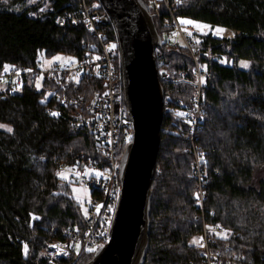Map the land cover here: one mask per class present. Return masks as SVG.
<instances>
[{
    "label": "trees",
    "instance_id": "trees-1",
    "mask_svg": "<svg viewBox=\"0 0 264 264\" xmlns=\"http://www.w3.org/2000/svg\"><path fill=\"white\" fill-rule=\"evenodd\" d=\"M141 1L161 38L169 17L164 4L156 13L152 0ZM79 3L0 0V73L12 64L32 67L37 51L45 57L84 58L86 45L95 43L90 31L57 23L59 15ZM99 10L105 11L100 3ZM172 12L178 18L228 27L234 34L202 36L198 55L206 71L195 138L206 159L204 213L192 199L187 124L165 111L142 264H204L199 244L193 243L201 237L203 220L227 230L211 243L218 264H264V0H180L172 4ZM106 31L116 39L112 24ZM163 56L169 62L168 76L160 78L164 97L192 107L194 63L188 51L178 45L167 48ZM243 59L249 63L246 68L239 66ZM115 63L120 73L118 55ZM52 89L90 101L102 92L103 83L98 76H82L75 88L63 90L57 82L44 81L38 88L29 80L17 92L0 91V123L6 126L0 128V264H49L48 242L65 240V229L85 228L82 206L70 194L74 182L60 178L59 167L101 156L90 129L71 125L73 115L83 109L62 104L54 94L48 97ZM49 108L60 116L50 115ZM118 141L120 160L127 144ZM94 252L82 251L78 257H90L79 264ZM72 257L58 258L57 263L68 264Z\"/></svg>",
    "mask_w": 264,
    "mask_h": 264
},
{
    "label": "built area",
    "instance_id": "built-area-1",
    "mask_svg": "<svg viewBox=\"0 0 264 264\" xmlns=\"http://www.w3.org/2000/svg\"><path fill=\"white\" fill-rule=\"evenodd\" d=\"M180 0H152L150 7L158 12L159 4L163 3L169 17L164 21L167 30L163 32L161 47L155 51L157 71L160 78L168 76L166 65L169 63L163 56L169 47L183 46L193 60V99L194 105L188 107L182 100L175 103L169 96L163 99V111L172 114L175 120L187 124L185 139L188 141V150L192 155V176L194 192L192 199L199 210L204 213L205 178L204 164L206 159L204 152L195 144L196 131L201 121V83L206 75L205 67L198 59L203 48L202 36L198 35L195 27L185 25L182 28L177 16L172 12V4ZM99 0H80L79 6L72 11L63 12L57 17V23L61 27H83L90 31L95 43L87 44V52L81 60L75 58V63L62 64L50 63L45 68L43 52L37 51L34 56V65L16 66L8 65L7 70L0 73V91L13 93L20 90L26 81L57 82L61 89L75 88L82 76H98L103 83V90L90 101L81 97L69 98L67 95L56 94L55 90H49L48 97L53 94L62 104H71L83 109L82 113L73 115L71 125L73 127H88L94 137L95 146L100 158H88L76 160L72 165L60 164V171L70 167L72 171L77 169L78 174L71 173L72 182L81 184L89 190V199L84 214L85 228L83 232L77 228L63 230L65 240H51L48 242V262L58 264V258H74L90 248H98L109 240L110 228L117 209L121 192L120 160L117 156L119 138L128 144L132 140L133 125L128 119L127 109L123 102L122 75L118 72L115 57L119 56V46L116 39L109 38L106 28L112 24L110 15L106 11L99 10ZM118 51V54L116 55ZM212 58L222 61L220 56ZM120 63V59H119ZM201 64V65H200ZM121 69V68H120ZM3 86V87H2ZM48 113H57L58 110L49 108ZM203 157V159H201ZM74 169V170H73ZM92 170L88 174V170ZM87 170L82 174L81 171ZM95 172V173H94ZM88 174V175H87ZM94 191V192H92ZM203 220V214H202ZM202 234L199 239L200 249L203 253L204 264H218L217 254L214 253L211 243L215 244L217 238L227 234V230L217 224H209L202 221ZM213 229L215 231H213ZM223 235H220V234ZM95 249V250H96ZM23 253L25 250L23 249Z\"/></svg>",
    "mask_w": 264,
    "mask_h": 264
},
{
    "label": "water",
    "instance_id": "water-1",
    "mask_svg": "<svg viewBox=\"0 0 264 264\" xmlns=\"http://www.w3.org/2000/svg\"><path fill=\"white\" fill-rule=\"evenodd\" d=\"M99 2L116 33L123 102L133 135L120 158L121 192L110 238L85 264H142L148 247L150 187L164 115V90L155 55L161 39L141 0Z\"/></svg>",
    "mask_w": 264,
    "mask_h": 264
},
{
    "label": "rangeland",
    "instance_id": "rangeland-1",
    "mask_svg": "<svg viewBox=\"0 0 264 264\" xmlns=\"http://www.w3.org/2000/svg\"><path fill=\"white\" fill-rule=\"evenodd\" d=\"M35 2H36V0H29L30 4H33ZM178 19H179V22L183 24L182 28L185 31H186L185 25L189 24V25L194 26L196 33L198 35H201V36H205L209 32L212 33V36L217 37V38L229 37V36H232L234 34V31L232 29H230L228 27H225V26L217 25V26H213V28H211V25H209V24H207V23H205L203 21H199V20H195V19H191V18H178ZM50 63H58L59 65H62V64L70 65L71 63H75V58L73 56H69V55L55 54L52 57H49V59L44 60V66H46L45 67L46 69L49 68L48 65ZM245 63L248 66L249 63L246 60H244V59L240 60L239 61V66L241 68H246L244 66ZM203 65H204V63H203ZM40 85H42V83L37 82L36 86L38 88H40ZM48 92H50V91H48ZM4 127H6V126L4 124L0 123V128H4ZM88 171H89L88 174L90 175L92 170L90 169ZM72 172L75 173V174H78L77 169L72 171L70 169V167H67L66 170H63V171L59 172V173L63 174V175H59V177L60 178H64V180H66V179L68 180L69 179V175ZM86 172H87V170L81 171L82 174H84ZM70 194L75 198V200H77L79 202V204H81L82 209H83L82 212H83V214H85L86 206H87L88 199H89V190L85 186H83L81 184L72 183L71 186H70ZM26 246L23 248L25 250L24 254H26L27 251H28ZM47 247H48V244H47ZM90 249H91V251H90ZM90 249H87L85 251L93 252V251L97 250L96 248H90ZM85 257H90V255H84V256H80V257L77 256V258L72 257L69 260L70 262L68 264H79L81 262L80 260L82 258H85Z\"/></svg>",
    "mask_w": 264,
    "mask_h": 264
},
{
    "label": "snow or ice",
    "instance_id": "snow-or-ice-1",
    "mask_svg": "<svg viewBox=\"0 0 264 264\" xmlns=\"http://www.w3.org/2000/svg\"><path fill=\"white\" fill-rule=\"evenodd\" d=\"M244 66L247 67V64L245 63ZM5 70H7V67L5 68ZM52 115H58V114L57 113H52ZM201 159H203V157H201ZM58 175H63V174L62 173H58ZM213 231H215V230L213 229ZM220 235H223V234L221 233ZM193 243L200 244V241H198V240L197 241H193ZM90 251H91V249H90Z\"/></svg>",
    "mask_w": 264,
    "mask_h": 264
}]
</instances>
